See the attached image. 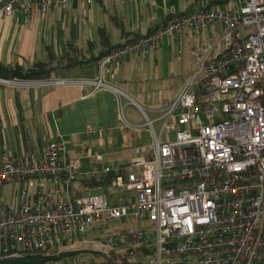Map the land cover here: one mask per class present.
Returning a JSON list of instances; mask_svg holds the SVG:
<instances>
[{
  "label": "built area",
  "instance_id": "obj_1",
  "mask_svg": "<svg viewBox=\"0 0 264 264\" xmlns=\"http://www.w3.org/2000/svg\"><path fill=\"white\" fill-rule=\"evenodd\" d=\"M66 3L0 0V19L18 12L28 19L33 7L45 18ZM170 15L98 61L96 81L79 83L111 90L119 102L124 93L101 80L105 67L115 72L126 59L160 50L165 39L181 43L193 32L201 40L220 27L217 41L192 49L195 69L158 119L159 135L142 112L154 145L135 149L122 168L100 166L97 155L86 171L69 160L62 140L40 155L2 151L0 189L27 188L15 210L0 195V259L78 244L113 264H264V0ZM87 180L95 185L76 186Z\"/></svg>",
  "mask_w": 264,
  "mask_h": 264
},
{
  "label": "crops",
  "instance_id": "obj_2",
  "mask_svg": "<svg viewBox=\"0 0 264 264\" xmlns=\"http://www.w3.org/2000/svg\"><path fill=\"white\" fill-rule=\"evenodd\" d=\"M96 1L98 0H94L91 4L92 8ZM101 1L103 3L104 0ZM83 2L84 0H67L64 6L51 8L45 18L41 17L37 7H33L28 19L22 12L0 19V62L4 66L17 64L28 67L35 61H46V46L54 47L56 56H62L65 53L66 37L62 25L54 19L57 12H62L68 7L76 9L83 5ZM152 7L155 9V6L152 5ZM92 10L95 13V9ZM155 14L145 20L142 17L139 20L135 17L136 21L130 22L129 28L124 25L123 29L125 28V32L130 34L128 39L140 38L149 34L170 15L165 14L160 20V14ZM116 18L121 19L122 17ZM114 23L121 32L120 37L123 38V41L115 43L123 44L127 39L123 37L119 24L115 21ZM216 28L213 26L209 30L212 32ZM93 29L94 43L97 47L98 29ZM190 33L188 38L181 43L178 37L173 42L165 39L162 48L146 58L150 56L155 65L156 58L166 59L169 53H175L176 46L181 51L185 47V42L189 40ZM83 41L93 43V40H88L85 34H83ZM188 48L192 47L188 44ZM130 59L132 58L124 61L127 62ZM105 68L101 77L102 82L119 88L118 70L114 72L110 68L113 72L110 73ZM190 77L185 79L183 85ZM97 79L98 68L96 63L92 62L71 69L57 67L50 78L45 80L68 83L64 86H44L42 84L44 80L10 81L9 84L0 82V153L7 151L13 156H21L25 153L40 155L49 144L62 140L69 158V150L74 151V157H77L78 153H81V146L86 148L85 143L89 142L107 149L106 153H99L103 157L102 162L99 163L100 166L122 168L128 165L136 154L129 157L130 162H118L114 165L106 159L108 155L110 156L108 143L113 145L115 140L116 148L121 146L125 149L128 148L129 142L131 143L137 137L120 121L117 114L119 102L116 95L111 90H94L91 85L79 84L83 81L89 82ZM77 161L84 171L94 163L93 158L88 159L86 163L79 159ZM76 186L83 187L81 182ZM50 263L52 262L46 264Z\"/></svg>",
  "mask_w": 264,
  "mask_h": 264
},
{
  "label": "rangeland",
  "instance_id": "obj_3",
  "mask_svg": "<svg viewBox=\"0 0 264 264\" xmlns=\"http://www.w3.org/2000/svg\"><path fill=\"white\" fill-rule=\"evenodd\" d=\"M209 1L211 0H104L103 6L98 1L94 3L93 8L95 9V13H93L92 5L86 4L84 0L83 5H80L76 9L68 7L62 12H57L54 20L56 21L57 19L56 22L62 25L66 41L73 43L78 48L84 49L87 43L83 41V34L86 35L88 40H93V43L95 42L92 33L94 32L93 28L104 29L113 43L123 41V38L120 37L121 32L116 28L113 17H122L123 26L125 25L126 28H129L130 22L136 21L135 17L138 20L141 17L145 20L147 17L158 13L160 14L161 20L165 14H170L173 10L176 13H182L189 6H192L193 10L199 11L200 8L207 7ZM217 1H227L223 3L225 6H233L235 0ZM153 2H155V9L152 7ZM220 36V27H217L215 34H212L209 30L201 40L198 39L195 33L191 32L189 40L185 42L184 49L180 51L176 46L175 53H169L166 59L156 58L155 65L150 56L146 59L134 57L127 62L123 61L120 65L121 67L118 69L117 76L119 78V89L125 96H122L121 101H119L117 114L127 124L123 119H120L121 123L128 130L134 132L137 137L131 143L129 142L127 145L128 148L125 149L121 146H117L116 148L115 140L113 145L108 143L110 156L108 155L106 159L111 165L118 162H130L129 157L135 154L137 147L149 148L154 145L152 132L146 124V118L142 112L145 113L148 120L156 121L154 122V129L156 134L159 135L161 122L158 119L177 98L183 82L191 76L195 69L196 62L195 58L191 55V49L197 48L201 43H206L209 37L217 41ZM188 44L192 48L189 49ZM220 47L221 45L216 49ZM52 50L56 54L54 47H52ZM105 69L113 73L109 66ZM130 100L137 106L131 104ZM201 118L204 119L203 113H201ZM85 147L81 146V153H78L77 157H74V151L69 150V160L71 162H78L77 160L79 159V161L86 163L88 159H92L100 155L99 153L103 154L107 151L106 148L98 147V145L89 142L85 143ZM26 188L27 183L25 182L11 183L3 186L0 189V195H2L3 200L2 206H7L12 210L17 209L19 196ZM100 193L103 192H93V194ZM60 251L97 252V249L92 245L75 244L67 245ZM104 260L99 255L80 253L73 257V259L64 258L50 264H96Z\"/></svg>",
  "mask_w": 264,
  "mask_h": 264
},
{
  "label": "trees",
  "instance_id": "obj_4",
  "mask_svg": "<svg viewBox=\"0 0 264 264\" xmlns=\"http://www.w3.org/2000/svg\"><path fill=\"white\" fill-rule=\"evenodd\" d=\"M99 4L103 6L101 0H98ZM227 1L220 2L217 0H211L208 2L207 7L200 8V10H208L213 6L220 5L226 3ZM193 10L192 6L186 8V10L182 13H177V15H182L185 13H192ZM171 15L166 17V22ZM113 20L119 24L121 28L123 37L127 40L125 43L133 41L137 39V37L133 39H128L129 33H126L123 29V21L121 19H117L113 17ZM99 42L98 46L96 47L95 43L88 42L84 49L76 47L73 43L66 41L65 42V53L58 57L53 52L52 48L49 46L45 47V52L47 55L46 61H35L30 66H20V65H13V66H4L0 62V79L9 80V81H42L49 79L52 75L53 71L60 67L62 69H71L77 66L86 65L89 63H97L111 52L116 50L117 48L121 47L125 43H112L110 37L103 29L97 30ZM203 92L201 85L199 84L196 88V95L199 96ZM113 177V174L110 175V178ZM83 187H93L95 184L92 180L81 181ZM80 253H90L94 255H99V253L92 252V251H73V252H52L47 254L46 252H36L31 255H24L20 258H13V259H0V264H46L48 262H55L64 258L73 259V257L77 256ZM102 257V256H101ZM105 259L104 257H102ZM96 264H113L110 260L105 259L101 263Z\"/></svg>",
  "mask_w": 264,
  "mask_h": 264
}]
</instances>
